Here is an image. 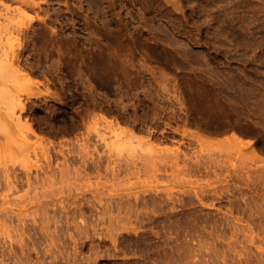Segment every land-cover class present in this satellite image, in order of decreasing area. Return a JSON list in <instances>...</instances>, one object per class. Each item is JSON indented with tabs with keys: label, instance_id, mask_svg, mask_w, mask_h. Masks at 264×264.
<instances>
[{
	"label": "rangeland",
	"instance_id": "1",
	"mask_svg": "<svg viewBox=\"0 0 264 264\" xmlns=\"http://www.w3.org/2000/svg\"><path fill=\"white\" fill-rule=\"evenodd\" d=\"M31 1L0 0L37 135L0 153V264H264V0Z\"/></svg>",
	"mask_w": 264,
	"mask_h": 264
},
{
	"label": "bare ground",
	"instance_id": "2",
	"mask_svg": "<svg viewBox=\"0 0 264 264\" xmlns=\"http://www.w3.org/2000/svg\"><path fill=\"white\" fill-rule=\"evenodd\" d=\"M22 3H25V4H31V0H20ZM10 24V23H9ZM11 25V24H10ZM1 26V25H0ZM6 29V32H7V34H11L12 33V31H15L16 33H21V31H22V29H23V26L21 25V24H15V25H13V28H12V30L10 29H8V28H5ZM3 27H0V33L1 32H3L4 30H5ZM13 56V55H12ZM13 58H15V56H13ZM18 63V62H17ZM8 69L11 71H14V70H16V69H14L13 68V62H11V63H9V66H8ZM19 69V68H18ZM28 80H29V83H30V85H31V88L28 90V92H27V95H29V96H35L36 95V93H35V91L33 90V86H34V84H35V81L34 80H32L31 78H28ZM19 94L18 93H16V94H13V95H11L9 98H6L5 96L4 97H2V99L0 98V109L2 110H0V121H2V120H5L7 123H6V126L0 131V153H2L5 149H7V150H9V151H12L15 147L16 148H20L21 149V147H26V148H28V147H30L29 145H28V147L27 146H24V144H23V142H22V139L21 138H18V136L17 135H23L24 133H29V134H31V135H33L34 137H36L37 135H36V132H35V130H34V128H33V125L28 121V120H25V121H21V114L25 111V107L21 104V101H20V99H19ZM70 97V96H69ZM5 100H9L8 101V104H6L5 105V107L3 106V105H1L2 104V102H4ZM68 105V104H67ZM70 106V105H69ZM36 107V106H35ZM62 107V106H61ZM39 108V107H38ZM54 108V107H53ZM34 109V108H33ZM62 110V109H61ZM85 111V110H84ZM30 112V111H29ZM28 112V113H29ZM36 113V112H35ZM85 113V112H84ZM57 114V113H56ZM72 114V113H71ZM53 115H55V113L53 114ZM68 115V114H67ZM83 116H84V114H83ZM86 116V115H85ZM88 116V115H87ZM86 116V117H87ZM123 117V116H122ZM58 118H59V116H58ZM60 118H61V116H60ZM78 118V117H77ZM27 119V118H26ZM66 119V118H65ZM69 119V118H68ZM59 120V119H58ZM31 121V120H30ZM74 121V120H73ZM79 121V120H78ZM86 121V120H85ZM126 121V120H125ZM119 122H121V121H119ZM130 122V121H129ZM124 124V123H123ZM189 124V123H188ZM69 125H71V124H69ZM74 125V124H73ZM76 125V124H75ZM78 126V125H77ZM67 127V126H66ZM106 127V126H105ZM71 129V128H70ZM97 128L95 127V130H96ZM100 129V128H99ZM98 130V129H97ZM73 131V130H72ZM149 131V130H148ZM111 132L113 133V135L119 140V138L121 139L122 137H124V138H127V139H125V140H127V141H129L130 142V140H132V139H135L138 143H143V144H145V143H147V141L145 142V140H143L142 138H140V137H138L136 134H135V132H133V130H130V129H124V128H121L120 127V125L118 124V123H115V125L113 126L112 125V127H111ZM152 132V131H151ZM96 133V132H95ZM147 133V132H146ZM193 135H195V134H193ZM98 137H99V141H103L104 140V137L102 136V135H98ZM151 138V137H150ZM154 138V137H153ZM152 138V139H153ZM97 139V138H96ZM151 139V140H152ZM157 139V138H156ZM86 140V139H85ZM148 141L150 140V139H147ZM85 142V141H84ZM96 142V141H95ZM101 143V142H100ZM160 144V143H159ZM105 145H106V143H105ZM85 146V145H84ZM147 146L149 147V149L151 150L152 149V145L148 142L147 143ZM35 148V147H34ZM89 149V148H88ZM157 149V148H156ZM86 150V146L85 147H82V151H85ZM166 150V149H165ZM45 151H46V149H45ZM88 151H90V150H88ZM93 151V150H92ZM160 151H163L164 152V149H160ZM170 152L169 154L170 155H172L171 156V158L169 157V158H167V159H170V161H173V162H176L177 161V159H178V151L179 150H171V149H169V150H167V152ZM124 152V151H123ZM134 152V151H133ZM90 153V152H89ZM81 154V153H80ZM162 154V153H161ZM160 154V155H161ZM182 154V153H181ZM63 155V154H62ZM117 155H119V154H117ZM167 155H168V153H167ZM83 156V155H82ZM81 156V157H82ZM86 156V155H85ZM139 156H140V154H139ZM144 156H146V155H144ZM169 156V155H168ZM182 156V155H181ZM48 157V156H47ZM96 157V156H95ZM133 157V156H132ZM135 157H137V155L136 156H134V158ZM142 157V156H141ZM148 159H149V156H146ZM164 157V156H163ZM165 157H166V155H165ZM97 158H98V156H97ZM82 159V158H81ZM84 159H85V157H84ZM92 159V158H91ZM128 159H131V158H128ZM127 159V160H128ZM139 159V158H138ZM184 159V158H183ZM183 159H181V160H183ZM187 159V158H186ZM189 159V158H188ZM89 160V159H88ZM119 160V159H118ZM143 160V159H142ZM140 161V162H144V161ZM144 160H146V159H144ZM163 160V159H162ZM185 160V159H184ZM84 160H82V162H83ZM87 161V160H86ZM85 161V162H86ZM91 161V160H90ZM89 161V162H90ZM130 161V160H129ZM128 161V162H129ZM133 161V159L131 160V162ZM166 161V160H165ZM165 161H163V162H165ZM191 161V160H190ZM92 162V161H91ZM97 162H98V160H97ZM96 162V163H97ZM130 162V163H131ZM134 162V161H133ZM138 162V161H137ZM158 163L160 162V161H157ZM162 162V161H161ZM160 162V163H161ZM95 163V162H94ZM129 163V164H130ZM136 163V162H135ZM156 163V162H155ZM195 163V162H194ZM98 164V163H97ZM124 164H125V162H124ZM129 164H125V165H129ZM137 164V163H136ZM138 164H139V162H138ZM165 164H166V162H165ZM186 164H187V162H186ZM189 164V163H188ZM91 165V164H90ZM93 165V164H92ZM144 165H146V163H144ZM151 165V164H150ZM158 165V164H157ZM170 165V167H171V164H169ZM173 165H175V163L173 164ZM194 165H196V164H194ZM97 166V165H96ZM130 166H132V164L130 165ZM136 166V165H135ZM142 166V165H141ZM147 167H148V165H146ZM154 166H155V164H154ZM162 166H163V163H162ZM137 167H138V165H137ZM158 167V166H157ZM160 167V166H159ZM167 167V166H166ZM173 167V166H172ZM171 167V168H172ZM93 168V167H92ZM133 168V167H132ZM139 168H140V165H139ZM138 168V169H139ZM141 168H144V167H141ZM155 168V167H154ZM163 168V167H162ZM165 168V167H164ZM128 169V168H127ZM134 169V168H133ZM153 169V168H152ZM166 169V168H165ZM2 170H4V169H2ZM132 170V169H131ZM136 170V169H135ZM51 171V170H50ZM97 171V170H96ZM4 174V173H3ZM130 174H132V172H130ZM4 177H5V183L6 184H10V181H9V176L7 175V173H6V170H5V175H4ZM3 178V177H2ZM20 180V179H19ZM27 181H28V178H27ZM195 194V193H194ZM34 195V194H33ZM33 195H31V196H33ZM37 196V195H36ZM39 196V195H38ZM47 197V196H46ZM33 198V197H32ZM34 199H35V196H34ZM138 199V198H137ZM28 200H29V197H28ZM32 199H30V201H31ZM23 201H25V200H23ZM22 201V202H23ZM25 202H27V200L25 201ZM30 203V202H29ZM32 203H33V201H32ZM19 204V203H18ZM21 205V204H20ZM26 205V204H25ZM118 207V206H117ZM37 207H34V209H33V211L34 212H36L37 211ZM28 212V211H27ZM127 212V211H126ZM22 213V212H21ZM135 212H133L132 214H134ZM138 213V212H137ZM128 214V213H127ZM9 216H10V214H9ZM20 216H22V215H20ZM134 216V215H133ZM132 216V217H133ZM136 216H137V214H136ZM16 217V216H15ZM18 217V216H17ZM21 218V217H20ZM139 218V217H138ZM137 218V219H138ZM135 219H136V217H135ZM19 220V219H18ZM10 221V220H9ZM139 221V220H138ZM151 222V221H150ZM149 223V222H148ZM195 224V223H194ZM151 226V225H150ZM197 227V226H196ZM193 231V230H192Z\"/></svg>",
	"mask_w": 264,
	"mask_h": 264
}]
</instances>
